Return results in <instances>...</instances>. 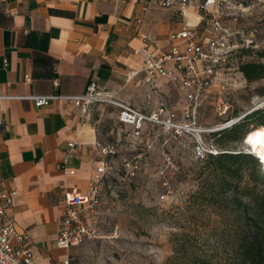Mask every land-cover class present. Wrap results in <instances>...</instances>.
Returning <instances> with one entry per match:
<instances>
[{"label":"crops","instance_id":"obj_1","mask_svg":"<svg viewBox=\"0 0 264 264\" xmlns=\"http://www.w3.org/2000/svg\"><path fill=\"white\" fill-rule=\"evenodd\" d=\"M202 1L193 0L183 17L154 0H0V195L12 196L8 213L28 237L36 264H59L68 255L56 244L64 192L90 190L102 176V149L109 145L95 112L102 105L85 114L65 100L38 107L30 97L80 95L96 81L147 114L167 107L163 96L147 101L145 94L160 95L163 84L179 83L149 80L142 69L149 55L179 43L173 33L200 24ZM189 12L199 16L196 23ZM208 38L205 28L200 39ZM118 111L116 121L125 124ZM151 126L165 130L153 123L142 129Z\"/></svg>","mask_w":264,"mask_h":264},{"label":"rangeland","instance_id":"obj_2","mask_svg":"<svg viewBox=\"0 0 264 264\" xmlns=\"http://www.w3.org/2000/svg\"><path fill=\"white\" fill-rule=\"evenodd\" d=\"M214 9L226 29L227 47L218 50L222 58L214 65L215 83L196 108V127L205 130L200 135L208 145L239 151L250 148L256 119L246 121V131L251 130L238 141L223 134L213 136L209 128L218 131L229 118L237 116L232 120L240 121L264 106V78L249 82L239 70L241 62L264 63L256 54L264 50V0H221ZM197 10L202 19L195 27L197 34L208 28L212 36L205 12ZM247 48L253 51L243 54L241 50ZM161 90L160 95L146 93V100L163 96L167 108L183 121L189 106L184 92L172 84H163ZM99 105L95 112L101 139L109 145L103 155L100 204L87 217L92 237L69 250L73 264H180L176 249L182 240L209 251L214 214L209 208L186 206L200 188L198 172L206 165L194 153L195 136L157 126L135 130L116 121L117 106L97 103L92 109ZM215 226L222 230L220 224Z\"/></svg>","mask_w":264,"mask_h":264},{"label":"built area","instance_id":"obj_3","mask_svg":"<svg viewBox=\"0 0 264 264\" xmlns=\"http://www.w3.org/2000/svg\"><path fill=\"white\" fill-rule=\"evenodd\" d=\"M154 1L164 8L176 7L183 17L186 8L193 3V0ZM220 1L204 0L197 4V7L205 12L207 22L212 27L213 35L209 36L206 42L200 39L195 27L187 24L181 31L171 35L172 40H178L179 43H174L160 54L149 55L142 69L147 73L149 80L160 76L172 78L179 83L177 85L184 92L189 104L184 112L183 121L177 120L176 112L165 106H160L155 112L147 114L116 99L107 90L99 89L96 81H90L86 90L80 95L55 93L30 98L38 107L49 104L51 100H65L79 107L85 114H88L97 103L113 104L119 108L118 120L133 125L135 130H141L145 123H153L173 130L174 134L190 133L196 138L194 145L196 157L204 158L207 154L219 153L222 150L216 144L208 145L201 138L200 134L205 130L196 127L194 113L204 92L215 83L217 71L214 65L222 58L218 56V50H223L226 46L224 41L226 29L214 9ZM232 122L233 120L227 121L222 128L231 126ZM213 131L214 128H209V132ZM69 146L74 147L75 143L70 142ZM102 150L105 152L107 149ZM239 151L254 155L264 170V160L261 156L253 153L250 148ZM100 194L101 178L99 177L92 181L87 193L75 188L65 190L63 215L56 238L58 247L69 251L73 246L92 237L93 231L87 223V217L99 206ZM12 203L11 195H0V264H36L33 252L27 245L28 237L17 232L14 220L8 213ZM12 238L18 245L12 243ZM59 264H73L70 254L68 253Z\"/></svg>","mask_w":264,"mask_h":264},{"label":"trees","instance_id":"obj_4","mask_svg":"<svg viewBox=\"0 0 264 264\" xmlns=\"http://www.w3.org/2000/svg\"><path fill=\"white\" fill-rule=\"evenodd\" d=\"M251 51L241 50L243 54ZM256 54L264 58V50ZM239 70L249 82L264 78L263 62H241ZM249 119L257 121L253 130L264 127V106L211 135L243 140L251 130L245 128ZM201 160L206 165L198 172L200 188L186 206L209 208L215 216L214 224H220L222 230L215 225L209 230V251L182 240L176 249L180 264H264V170L259 160L252 154L232 150L207 154Z\"/></svg>","mask_w":264,"mask_h":264},{"label":"bare ground","instance_id":"obj_5","mask_svg":"<svg viewBox=\"0 0 264 264\" xmlns=\"http://www.w3.org/2000/svg\"><path fill=\"white\" fill-rule=\"evenodd\" d=\"M188 16L192 24L199 20V16L193 12H189ZM249 146L253 153L261 156L264 160V127L255 128L250 132Z\"/></svg>","mask_w":264,"mask_h":264},{"label":"water","instance_id":"obj_6","mask_svg":"<svg viewBox=\"0 0 264 264\" xmlns=\"http://www.w3.org/2000/svg\"><path fill=\"white\" fill-rule=\"evenodd\" d=\"M236 121H238V120L233 121L232 124L235 123Z\"/></svg>","mask_w":264,"mask_h":264}]
</instances>
